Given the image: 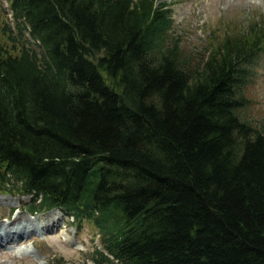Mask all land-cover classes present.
I'll return each mask as SVG.
<instances>
[{"label":"trees","instance_id":"1","mask_svg":"<svg viewBox=\"0 0 264 264\" xmlns=\"http://www.w3.org/2000/svg\"><path fill=\"white\" fill-rule=\"evenodd\" d=\"M5 1L0 193L89 223L94 264H264V16L187 55L157 0Z\"/></svg>","mask_w":264,"mask_h":264},{"label":"rangeland","instance_id":"2","mask_svg":"<svg viewBox=\"0 0 264 264\" xmlns=\"http://www.w3.org/2000/svg\"><path fill=\"white\" fill-rule=\"evenodd\" d=\"M157 3H165L171 10L173 24L169 35L181 39V47L187 55L190 52L194 55L207 53L206 50L215 37L222 38L226 31L248 32L251 23L264 16V0H157ZM10 16L6 1L0 0V26L2 21L9 22ZM252 70V82L245 90L252 102L245 115L260 129L264 128V53L257 57L256 66ZM0 200L18 206L14 199L6 195L0 196ZM20 206L17 207V212L10 214L8 207L2 208L0 205V227L3 222L13 223L9 219H13L15 215L25 218L24 221H17L19 224H25L27 220L38 223L40 219L37 215L27 216L20 210ZM40 225H43L42 220ZM57 229L58 227L54 230ZM61 230L62 235L55 231L42 233L44 238L41 240L30 237L25 242L15 243L6 239L5 247H0V264H57L59 260L62 264H94L89 257L94 249L92 227L84 223L83 228L75 233L74 227L69 224L66 228V232L72 235L69 243L62 241ZM34 238L37 240H33Z\"/></svg>","mask_w":264,"mask_h":264},{"label":"bare ground","instance_id":"3","mask_svg":"<svg viewBox=\"0 0 264 264\" xmlns=\"http://www.w3.org/2000/svg\"><path fill=\"white\" fill-rule=\"evenodd\" d=\"M9 204L12 205V202H10ZM58 214H59V212H57L56 210H52L51 212H48L47 217L45 218L46 222L43 225L48 227L49 229H52V228L55 229V228L59 227L61 222L59 223L60 218H58ZM24 220H25V218L23 216L15 215V217L12 219V222L17 223V221L19 222V221H24ZM37 220H38V218H37ZM51 224H52V226H51ZM35 226L36 225L34 224V222L27 220L25 224H13L12 226H10L6 229L0 228V239H1L3 234L8 235V232H13L16 234L23 232V231L27 232L29 229L34 228ZM61 231H62L63 235L65 236L66 241L69 243L70 237H68L66 235V232L64 230H61ZM22 253H24V251Z\"/></svg>","mask_w":264,"mask_h":264}]
</instances>
